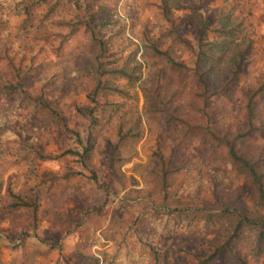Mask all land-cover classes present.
Instances as JSON below:
<instances>
[{"label": "rangeland", "instance_id": "obj_1", "mask_svg": "<svg viewBox=\"0 0 264 264\" xmlns=\"http://www.w3.org/2000/svg\"><path fill=\"white\" fill-rule=\"evenodd\" d=\"M162 0H49L28 14L9 12L0 0V264H79L80 253H94L112 246L111 237H121L144 203L161 202L155 191L153 170L157 160L153 150L169 153L176 148V161L183 168L171 179L170 194L185 202L193 196L213 201L210 179H217V192L224 201L240 196L250 207L248 188L243 178L220 158L210 159L208 149L198 138L182 137L180 131L164 132L158 123L141 117L144 95L139 85L150 84L163 62L145 48L148 40L162 49L169 48L184 61L187 51L164 34L165 24L158 14ZM168 5L174 1L165 0ZM186 1V0H183ZM214 29L235 26L238 35L253 40L243 72L231 100L220 105L217 131L241 125L240 90L255 88L264 71V0H189ZM53 7V8H52ZM179 31L194 47L200 33L199 18L189 9L171 6ZM87 25L107 43L111 63L132 67L141 63V79L128 83L123 78L108 80L126 90L124 95L100 93L96 102L89 94L97 84L95 55L98 44ZM76 27L75 32H71ZM211 37L213 34H210ZM12 59L14 68L9 65ZM19 67L22 76L15 72ZM20 78V79H19ZM106 79V77H102ZM179 97L180 113L190 119L187 109L191 76L185 77ZM20 81L27 94L52 103L70 129L78 131L83 145L73 133L64 131L45 112L32 111L27 103L19 105L15 85ZM13 85V88H12ZM91 110V113H89ZM257 121L264 123V96L259 99ZM141 117V120L139 119ZM140 131L119 141L117 128ZM63 153L67 149L83 152ZM55 159H39L26 143ZM111 143L116 145L112 171L109 167ZM242 151L264 153V136H251L240 142ZM57 175L53 179L51 175ZM95 175V176H93ZM40 194L38 219L32 222L25 207H8L7 188ZM107 215L93 223L91 215ZM98 227H101L97 231ZM83 231L82 233L77 230ZM215 229L171 227L168 233H150L147 239L156 247V264H195L206 255L211 243L222 233ZM75 231L77 233H75ZM105 247H98L99 245ZM245 239L233 250L246 257ZM101 249V250H99ZM141 254V249L134 248ZM130 261L155 264L149 248ZM212 264H237L224 251ZM256 264H264V256Z\"/></svg>", "mask_w": 264, "mask_h": 264}, {"label": "trees", "instance_id": "obj_2", "mask_svg": "<svg viewBox=\"0 0 264 264\" xmlns=\"http://www.w3.org/2000/svg\"><path fill=\"white\" fill-rule=\"evenodd\" d=\"M49 0H1L9 6V12L15 14H28L33 8L47 3ZM59 0H55L57 4ZM171 6L175 9H189L192 14L199 18L200 33L196 38L194 47L179 31L178 24L171 12ZM53 8V7H52ZM158 14L165 24L164 34L171 39V42L183 47L189 60L178 59L169 49H162L153 41L148 40L145 48L152 55L163 62L162 67L156 74V79L150 84L139 85L144 95V106L141 117L146 122L158 123L159 128L164 132L180 131L182 137L193 136L207 147L209 157L212 160L217 158L239 174L248 188V199L251 202L249 207L240 196L230 201H224L217 192V179H210L211 194L213 201L198 200L193 196L185 202L175 200L170 194L172 176L183 168L182 164L176 161L177 150L172 147L169 153H165L160 147L152 152L157 160V166L153 170L155 180V191L158 192L161 202L156 204L144 203V207L134 213L133 221L121 237H111L113 244L110 248L94 253H80L79 264H140L130 260L138 257L135 247L141 249L149 248L153 255L155 264L159 258L158 251L153 243H150L147 236L150 233L166 234L171 227L190 229L200 227L201 229H215L223 226L222 233L211 243V249L206 255L198 258L195 264H212L216 262L220 254L226 251L237 264H256L260 257L264 256V153L261 151H242L240 142L243 139L257 135L264 136V123L257 120L259 99L264 96V71L258 85L240 90V101L242 104L241 125L235 129L216 130L220 120V105L231 100L236 91L239 78L243 72L246 58L250 54L253 40L249 36L238 35L235 26L226 27L221 25L212 28L205 17L199 13L195 3L186 0L174 1L168 5L162 0L158 5ZM86 29L98 44V51L95 55V72L97 84L89 94L92 102H96L100 93L124 95L126 90L108 80L111 78H123L128 83L137 82L141 79V63L136 61L132 67L111 63L106 59L108 56L107 43L103 37L96 35L95 31L87 25ZM72 27L71 32H75ZM210 34H213L211 37ZM9 65L14 68L13 61L9 58ZM15 72L21 77L23 71L15 67ZM191 76V91L187 109L191 113L190 119L180 113L179 97L185 88L186 75ZM106 77V79H102ZM20 79V78H19ZM3 82L0 77V95ZM13 88V85H12ZM19 92V105L27 103L32 111L45 112L50 119L59 124L64 131L73 133L77 142L83 145L78 131L70 129L61 113L52 103H47L41 98H34L27 94L20 81L15 85ZM91 113V110H89ZM141 117L139 119L141 120ZM144 128L140 131H124L119 125L117 133L119 141L130 136H142ZM87 142L83 152L76 149H67L63 153H70L84 157V154L92 149L91 132H88ZM29 145L36 156L41 160L55 159L56 155L45 154L39 149ZM116 145L111 143L109 155V167L114 171L113 162ZM49 174L52 173H43ZM57 179V175H53ZM95 176V175H93ZM8 207H25L30 211L33 224L38 219L41 196L35 193L32 188L27 190H13L7 188ZM245 239L246 257L236 254L233 244ZM140 254V255H141ZM139 255V256H140Z\"/></svg>", "mask_w": 264, "mask_h": 264}, {"label": "crops", "instance_id": "obj_3", "mask_svg": "<svg viewBox=\"0 0 264 264\" xmlns=\"http://www.w3.org/2000/svg\"><path fill=\"white\" fill-rule=\"evenodd\" d=\"M106 217H107V215H103V214H101L100 215V213L98 212H95L93 215H91V218H90V220H92L93 221V223L95 222V221H98L99 219H106ZM101 229V227H98V229H97V231H99ZM79 233L81 232H83V231H81L80 229L79 230H77ZM75 233H77L76 231H75ZM106 245L104 244L103 246H101V245H99L98 247H105ZM99 250H101V249H99Z\"/></svg>", "mask_w": 264, "mask_h": 264}]
</instances>
